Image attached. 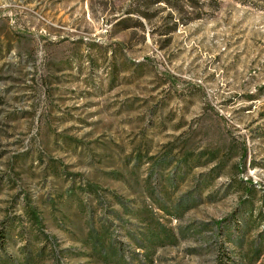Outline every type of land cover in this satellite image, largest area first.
<instances>
[{"label":"rangeland","instance_id":"obj_1","mask_svg":"<svg viewBox=\"0 0 264 264\" xmlns=\"http://www.w3.org/2000/svg\"><path fill=\"white\" fill-rule=\"evenodd\" d=\"M93 222L264 264V0H0V264H104Z\"/></svg>","mask_w":264,"mask_h":264},{"label":"trees","instance_id":"obj_2","mask_svg":"<svg viewBox=\"0 0 264 264\" xmlns=\"http://www.w3.org/2000/svg\"><path fill=\"white\" fill-rule=\"evenodd\" d=\"M82 189V191L86 192L87 194H92L97 199H99L100 196L97 193L96 187L90 184H84ZM120 206L124 208L123 204H120ZM26 215H28L29 219L32 220V222L36 225L40 223V220L37 217L35 219V210L28 211V214ZM149 216L151 217V220L155 222L154 216L152 214ZM118 220L120 221V217ZM93 224L94 222L91 223L90 232L87 236V243L91 248V253L93 256L95 255L100 260H102L104 264H111L113 258L116 257L119 250L115 249L112 242L109 243L110 234L108 233L107 228H105V224L99 222V224L97 225V229L93 227ZM155 226L159 233L155 234L154 232L150 231V233H146L145 236H143L142 240H135V243L137 244V249L146 252V256L151 255L149 248L150 246L154 247L157 245H163L164 243L172 245L175 240L172 236L167 233L165 227L157 223ZM161 236L163 237L161 238ZM26 262H28V258Z\"/></svg>","mask_w":264,"mask_h":264}]
</instances>
